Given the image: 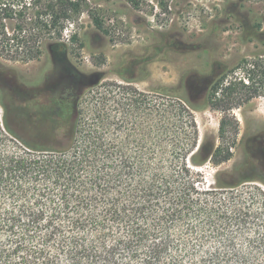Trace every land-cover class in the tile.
I'll list each match as a JSON object with an SVG mask.
<instances>
[{
  "label": "trees",
  "instance_id": "16d2710c",
  "mask_svg": "<svg viewBox=\"0 0 264 264\" xmlns=\"http://www.w3.org/2000/svg\"><path fill=\"white\" fill-rule=\"evenodd\" d=\"M26 5L31 18L20 14L12 27L2 23L12 14L0 19L1 52L12 62L36 61L43 35L60 36L80 8L70 0ZM142 97V132L140 99L119 105L107 94L86 116L77 105L41 107L52 117L46 143L18 136L4 107L0 264H264V191L205 187L191 166L232 158L231 112L264 98L263 59L214 76L201 106L175 87ZM205 108L221 114L220 144L203 154L194 112Z\"/></svg>",
  "mask_w": 264,
  "mask_h": 264
},
{
  "label": "rangeland",
  "instance_id": "374dc122",
  "mask_svg": "<svg viewBox=\"0 0 264 264\" xmlns=\"http://www.w3.org/2000/svg\"><path fill=\"white\" fill-rule=\"evenodd\" d=\"M70 1L80 4L79 11L69 12L60 36L43 35L36 61L6 60L0 48V115L6 108L8 122L22 139L46 143L51 135L52 117L48 111L41 114L37 104L45 100L28 102L45 89L57 96L51 108L77 105L85 116L107 94H114L119 105L140 99L135 116L142 132L143 95L175 87L201 106L214 76L243 60L264 61V0ZM27 3L31 0H0V19L12 14L2 23L12 27L20 14L31 18ZM231 114L238 123L232 158L218 166H191L205 187L239 184L240 190L264 191V98ZM123 115L120 107L116 117ZM194 117L196 149L211 152L220 144L221 114L205 108Z\"/></svg>",
  "mask_w": 264,
  "mask_h": 264
},
{
  "label": "flooded vegetation",
  "instance_id": "af4514ba",
  "mask_svg": "<svg viewBox=\"0 0 264 264\" xmlns=\"http://www.w3.org/2000/svg\"><path fill=\"white\" fill-rule=\"evenodd\" d=\"M43 91V90H42ZM44 95H40V94H42V93H40V94H38V95H31V97L28 99V102H32L33 100H35V98L37 97V100L39 101V100H41V98H42V100L44 99L45 101H42V102H38L37 104L39 105V110H40V108L41 107H49V106H51V105H53V103L55 104V101L54 100H56L57 99V96H56V93L54 92H51L50 90H48V89H45L44 91ZM34 96V97H33ZM41 96V97H40ZM61 105H65L64 103H61ZM66 106V105H65Z\"/></svg>",
  "mask_w": 264,
  "mask_h": 264
}]
</instances>
